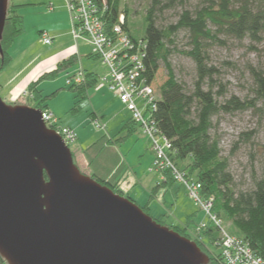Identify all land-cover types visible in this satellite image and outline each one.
Listing matches in <instances>:
<instances>
[{
  "label": "water",
  "instance_id": "95a60500",
  "mask_svg": "<svg viewBox=\"0 0 264 264\" xmlns=\"http://www.w3.org/2000/svg\"><path fill=\"white\" fill-rule=\"evenodd\" d=\"M8 8L0 0V57ZM0 256L7 264L209 263L196 242L83 174L41 109L1 96Z\"/></svg>",
  "mask_w": 264,
  "mask_h": 264
},
{
  "label": "trees",
  "instance_id": "16d2710c",
  "mask_svg": "<svg viewBox=\"0 0 264 264\" xmlns=\"http://www.w3.org/2000/svg\"><path fill=\"white\" fill-rule=\"evenodd\" d=\"M95 2L101 8V16L105 21L106 31L110 33L112 27L118 22L119 16L124 14L122 13L123 0H95ZM104 2H106V6ZM188 3L189 0H166L165 2L162 0H151L149 8L146 10V33L140 39L146 44V57L144 61L146 71L143 76L146 78L148 84L154 88L153 84L157 78L161 62L164 63L168 73L167 79L159 86L158 93L155 90L158 101L157 109L153 115L154 120L162 135L170 142V146L166 151L171 162L186 175L188 180L200 183L201 196L204 199H214L213 213L220 220L227 219L232 222L241 234L239 237L247 241L253 253L264 260V177L255 180L254 188L251 191L240 193L236 196L234 179L228 170V161L222 156L219 137L212 134L214 121L211 125L208 123L209 115L214 114L218 109L210 102V97L205 98L203 94H199L201 95L200 99L204 101L206 106L199 113V123L190 119L192 109L189 104L191 101L190 99H185L181 85L177 82L169 60L173 53L171 46L175 44V37L179 33L180 27L190 26L194 35L210 36L215 42H221L220 35L242 40L241 33L247 27L251 26L256 29L264 27V4H261L259 0H244L245 7L243 12L232 13L225 8L224 15L213 21L218 27L215 34L211 35L207 31V24L204 20L205 13L200 12L196 13L195 16L190 15V9L187 8ZM233 3L240 5L241 0H233ZM178 4L183 6V11L179 15L180 20L177 25L159 26L157 23L158 11L172 8ZM249 5L252 7L250 8ZM19 7L18 5L9 3L5 30L1 41L4 55L0 57V72L10 64L12 58L9 49L15 40L25 31L24 19L18 13ZM252 8L257 10L252 11ZM125 13L126 23L124 29L133 41H139L129 32V14L127 10H125ZM181 53L201 59L204 56L199 43H196L191 50ZM92 57L98 58L94 54ZM76 63L77 58L73 56L59 63L54 70L44 73L30 84L28 91L33 97L32 100L38 102L36 108L48 111L46 110L48 106L44 104L50 98L55 97L60 90L68 89L75 93L76 102L73 111L78 112L81 109L82 103L88 99L89 91L98 83V79L93 73H85L86 78L83 83L60 89L48 96H44L42 90L39 88L43 81L55 79L61 73L68 72ZM219 110L227 113L231 109L224 108ZM130 124L136 126L137 124L131 118L130 122L126 125L125 129L131 135L133 130ZM123 139L121 138V140ZM81 172L87 175L82 170ZM91 177L101 184L110 187L115 193L126 197L113 181H103L94 176ZM164 177L165 182L163 185L177 181L169 170L165 171ZM126 198L135 202L131 197ZM141 208L145 213L149 214L150 207L148 204ZM164 217L154 219L158 223L165 225ZM170 228L182 236L191 239L186 233V229ZM202 234L207 235L211 243L215 244L219 240L220 232L214 224L209 223L207 228L202 230ZM196 243L200 246L203 244L198 243L197 240ZM0 264H7L1 256ZM211 264H217L216 260Z\"/></svg>",
  "mask_w": 264,
  "mask_h": 264
},
{
  "label": "rangeland",
  "instance_id": "374dc122",
  "mask_svg": "<svg viewBox=\"0 0 264 264\" xmlns=\"http://www.w3.org/2000/svg\"><path fill=\"white\" fill-rule=\"evenodd\" d=\"M165 2L166 0H162ZM11 4H24V3H33L34 5H28L24 4L23 6L18 8V13L23 17L24 19V28L25 31L21 37L16 41V46L20 50H26L28 49V52L23 56L25 58H29L30 54L33 53H41L42 57L47 55V52L49 49L53 48L54 41L52 40V43L50 45H46L44 43L43 38L41 37V34L39 33L40 27H43L45 31H49V27L58 29L61 31V33H65V29L67 28L66 25L63 22V16L60 14L51 15L50 10H54L51 6V0H10ZM62 4L65 6V12L67 13V17L70 18L67 2L66 0H61ZM54 3V2H53ZM151 4V0H123L122 3V13H125V10L128 11L129 14V32L130 34L140 40L145 36L146 33V10L149 8ZM195 8L196 5L189 0V3L187 4V8L190 9ZM55 10L58 12H62L58 9V5L55 4ZM172 12L173 17L179 16L180 13L183 11V6L178 4L177 6H173L172 8H167L163 10L158 11V20L157 23L161 27H166L168 25H171L167 23V19L165 17L166 12ZM51 39L52 37L48 35ZM65 41L68 40V38H63ZM181 39V36L179 33L175 37V44L177 41ZM221 42H216V44L220 48L228 49L231 47L232 51H236L239 49V47L242 46V40L233 38V37H226L224 35H220ZM60 42V41H58ZM174 44V45H175ZM179 55L186 56L182 54L181 52L178 53ZM173 55V53H172ZM172 55L170 56V62L172 64ZM84 65V66H83ZM75 68H71L68 72L61 73L57 78L45 80L40 84V90H42V93L44 96L51 95L59 89L67 88V80L71 76L74 75V73H79L80 70L84 71L83 69L86 68L89 71H96L98 74V83L95 88H92L89 91V98L82 103L81 109L78 112H74V106H75V93L69 91L68 89L60 90L59 93L55 96L50 98L46 104L48 107H50L49 112H53L52 109H57L60 114L59 115V122L61 126H65L66 119H74L76 123H82L84 120L88 119L89 115L96 112L99 115H101L102 112L101 108L105 105L104 100V92H102V89H100L101 85H105V88L107 89L106 85H108L105 81H103V76H107L109 73L107 66L103 62L102 59L98 58L95 59H83L77 63ZM84 67V68H83ZM85 72V71H84ZM168 73L165 68L164 63L161 62L160 69L157 74V78L153 84L154 89L158 93L159 86L167 79ZM109 88V87H108ZM106 94L109 93V89L105 91ZM29 96H32L28 92ZM2 99L8 103L9 105H28L31 107H37L38 102L32 100L33 97H29L27 99H19L15 103L7 102L5 100V96L1 95ZM30 103V104H29ZM122 106L120 104H116L113 108L110 110H107L106 112H103V114H106V117L112 116V112H114V109L116 111L119 110ZM126 108V107H124ZM127 109V108H126ZM128 110V109H127ZM129 111V110H128ZM130 117H132L131 112ZM228 113V112H227ZM227 113H225L224 117H219L216 120H214V128L212 130V134L219 137V140L221 139V129L225 127L229 120L235 121L239 117L236 115L228 116ZM99 123L101 126L104 124L102 120L99 119ZM91 122V121H90ZM77 128V126L75 125ZM78 134L80 132L87 131L91 139H95L99 137L104 131L101 128H96L92 123H88L85 126L78 128ZM80 131V132H79ZM113 131V136L115 138H124L122 140V153L127 158L128 162L134 161L137 165V170L139 174H143L145 171L148 174H155V176L158 178V174L156 172H159L162 174L164 180H159L160 177L157 179V181L165 182L164 173L161 171H157L155 168V162H156V153L153 150L152 147V141L149 137L144 134L143 129L137 125V131L130 135L127 129H123V126L119 124L118 121L113 122L109 127V133ZM145 137H143V136ZM226 135V133L224 134ZM84 139L79 135L76 143L71 144L69 147L70 149L76 153V146H81L85 142H83ZM150 141L151 150L155 155V161L153 166L150 163L149 157L152 155L151 153L146 154L143 152L142 147H136L134 146L136 144H149ZM130 153V154H129ZM139 155H142V157H139ZM222 156L224 157V151L222 149ZM225 158V157H224ZM140 161V162H139ZM150 166V168H149ZM182 167V166H181ZM150 169V170H149ZM151 171V172H150ZM233 179H234V190L236 196H238L240 193H246L251 191L254 188L255 180L262 179L264 175L258 174L253 166H250V175L246 174L245 172H241L237 174L234 171H230ZM158 175V176H157ZM153 176V175H152ZM163 182V183H164ZM158 182L155 183V185L151 188L150 193L146 198H138L139 201L143 202L144 204H139L140 202L135 203L139 205L140 207H143L147 205V201L152 200L151 202V208L148 211L149 215H151L153 218H160L162 216L164 217L165 226L167 227H173V228H179V229H186V233L191 237V239L194 240V235L199 233L198 229L201 225L209 224L208 222V216L206 213L200 208L198 202L191 196L190 192L188 191L187 187L183 185L182 183L175 181L174 183L164 186L157 187ZM163 185V184H161ZM157 187V188H156ZM156 188V189H155ZM126 197H129L128 194L125 195ZM153 196V198H152ZM157 196V198H156ZM146 202V203H145ZM222 227L229 232L231 235L234 236H241L239 230L232 224V222L228 221L227 219H222ZM171 229V228H170ZM173 230V229H172ZM202 233V230H200ZM186 237V236H184ZM203 243L202 246L206 249L208 254L211 257L212 262H215V256L218 255L220 252L219 245L217 242L215 244L211 243L209 237L205 234H202ZM190 239V238H188ZM190 239V240H191ZM196 242V240H194ZM199 243V242H198ZM218 245V246H217ZM211 262V263H212Z\"/></svg>",
  "mask_w": 264,
  "mask_h": 264
},
{
  "label": "clouds",
  "instance_id": "9594fccd",
  "mask_svg": "<svg viewBox=\"0 0 264 264\" xmlns=\"http://www.w3.org/2000/svg\"><path fill=\"white\" fill-rule=\"evenodd\" d=\"M190 15L203 12L207 31L214 35L218 25L213 21L227 11L243 12L245 3L235 5L233 0H191ZM264 4V0H259ZM251 8L252 6L249 5ZM257 9L252 8V11ZM167 23L177 25L180 16L166 12ZM181 39L172 45V68L182 93L192 109L190 119L199 123V113L206 106L201 95L210 97L218 111L209 115L208 123L227 115L239 117L229 120L221 129L220 147L228 161L229 171L250 175V166L264 175V27H247L241 33L242 46L232 51L220 48L210 36H196L190 26L179 29ZM199 43L203 58L182 56ZM226 133V135H224Z\"/></svg>",
  "mask_w": 264,
  "mask_h": 264
},
{
  "label": "built area",
  "instance_id": "2783aa9c",
  "mask_svg": "<svg viewBox=\"0 0 264 264\" xmlns=\"http://www.w3.org/2000/svg\"><path fill=\"white\" fill-rule=\"evenodd\" d=\"M66 2L73 23L75 39L84 37L88 40L93 48V54L102 59L108 68L109 73L103 81L108 84L109 89L118 97L122 105L131 112V118L143 129L144 134L151 139L153 150L156 153V170L171 171L175 179L187 187L191 196L206 213L208 222L219 229L217 244L220 252L214 255L217 264H264V260L253 253L247 241L231 235L222 227L221 220L212 211L214 199H204L201 196L200 183L188 180L186 175L169 159L166 150L170 142L160 132L153 116L157 109L158 96L143 76L146 71L144 62L146 44L142 40L133 41L125 31V15L119 16L118 22L108 33L101 16V8L95 0H66ZM104 5H107L106 2ZM43 40L46 45L52 43V39L46 34L43 35ZM85 78V72L80 70L79 73L68 78L67 86L81 84ZM29 97L32 96L25 92L21 99ZM42 119L50 129L62 136L67 145L76 143L77 133L71 128L61 126L52 112L42 111ZM99 122L98 119H94L91 123L96 128H101ZM205 228L206 224L201 225L197 228L199 233L194 235V239L200 243H203L200 230Z\"/></svg>",
  "mask_w": 264,
  "mask_h": 264
},
{
  "label": "crops",
  "instance_id": "0c3cea01",
  "mask_svg": "<svg viewBox=\"0 0 264 264\" xmlns=\"http://www.w3.org/2000/svg\"><path fill=\"white\" fill-rule=\"evenodd\" d=\"M51 1V6L52 8H54L53 11L50 10L51 15L56 16V14L61 13V15L63 16L62 20L67 27L65 29V33H61V31H59L58 29L51 27H49V31H45L42 30L44 29L43 27H40L39 33L41 34V37L43 38L44 34L50 35L52 37V40L55 42L53 48L49 49L47 55L44 57H42L41 53L30 54L29 58L23 57L28 52V49H18L16 46V41L21 36L16 39L14 44L9 49L12 60L10 64L2 72H0V94L5 96L4 98L7 102L15 103L16 101H18L21 96L25 94V92H29L28 89L32 82L36 81L44 73L54 70L59 63L73 56H76L77 63L85 58H91L95 60L98 59L92 57L93 48L86 38L82 37L78 40L75 39L71 15L69 13L70 18L67 17L65 6L62 4L61 0ZM9 3L11 4L10 0ZM24 4L34 5L33 3ZM24 4H18V6L21 7ZM55 4L58 5V9L62 12L57 13V11L55 10ZM12 5L16 4L13 3ZM63 38H68V40L65 41ZM83 70L86 74L93 73L98 79V74L96 71H89L86 68H84ZM104 77L105 75L103 76V78ZM106 87L107 89H109L108 85H106ZM100 89H102V92H104L105 100V105L101 108L100 111L102 112L101 115L94 112L89 115L88 119L84 120L81 124H77L74 119H66L67 116L65 117L67 124L64 127L73 129L77 133V136L79 137V135H81V137L84 139L83 142H85L84 144H82V147L76 146L77 151L76 153L73 152L75 156V162L79 166V168L87 175L94 176L103 181H113L118 185L119 189L123 192L124 195L128 194L129 197L133 198L136 202H140L139 204H144L143 202L139 201L138 198H141V200L143 198H146L156 182H158L157 186L163 184L164 181L160 183V181H157V179L160 177L159 180H164V178L159 172H156L159 175H157L158 178L155 176V174H152V176L145 171L140 175L137 170L136 163L134 161L128 162L127 158L121 151L122 137L115 138L113 136V131L109 133V127L113 122L118 121L119 124L123 126V129H125L126 125L131 120L130 113L126 108H124L118 97L110 89L108 94L105 93V91H107L105 85H101ZM116 104H120L122 107L119 108L118 111L114 109V112H112L113 115L110 117H106V114H103V112L110 110L111 108L116 106ZM47 109L50 110V107H47ZM52 110L53 112H51L55 115V117L58 118V120H60L58 115L60 114L59 111L57 109ZM94 119H100L104 123L101 127L104 132L99 137L91 139L87 131H85L84 133L79 131L80 134H78L77 130L79 127L91 123ZM75 125L77 126V128L75 127ZM130 125L131 129L133 130L132 134H134L137 131V126L134 124ZM148 143L149 144H142L141 146L140 144H136L134 148L142 147L144 153H151L152 155L149 157V160L151 165L153 166L155 155L151 150L150 141ZM139 157H142V155H139ZM171 184L168 185L171 186ZM151 202L152 200L149 201V203L148 201L147 203H145L148 204L151 208Z\"/></svg>",
  "mask_w": 264,
  "mask_h": 264
},
{
  "label": "flooded vegetation",
  "instance_id": "af4514ba",
  "mask_svg": "<svg viewBox=\"0 0 264 264\" xmlns=\"http://www.w3.org/2000/svg\"><path fill=\"white\" fill-rule=\"evenodd\" d=\"M191 240L194 241L193 239H191ZM197 245H198V244H197ZM198 247L201 249L202 253H204V255H206V256L208 257V259H209V263H208V264H211V262H212L211 257H210V255L208 254V252L205 250V248L202 247V246H200V245H198Z\"/></svg>",
  "mask_w": 264,
  "mask_h": 264
}]
</instances>
